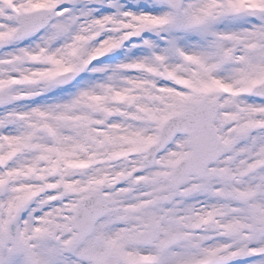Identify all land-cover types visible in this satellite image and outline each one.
<instances>
[{
  "label": "snow or ice",
  "instance_id": "1",
  "mask_svg": "<svg viewBox=\"0 0 264 264\" xmlns=\"http://www.w3.org/2000/svg\"><path fill=\"white\" fill-rule=\"evenodd\" d=\"M0 264H264V0H0Z\"/></svg>",
  "mask_w": 264,
  "mask_h": 264
}]
</instances>
